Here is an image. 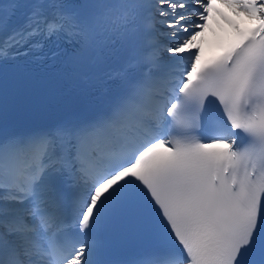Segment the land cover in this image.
Instances as JSON below:
<instances>
[{"label":"snow or ice","instance_id":"snow-or-ice-1","mask_svg":"<svg viewBox=\"0 0 264 264\" xmlns=\"http://www.w3.org/2000/svg\"><path fill=\"white\" fill-rule=\"evenodd\" d=\"M224 2L258 27L204 66L212 0L0 3V264H264V0ZM45 60L26 94L96 106L18 128L7 71ZM106 232L142 243L108 258Z\"/></svg>","mask_w":264,"mask_h":264},{"label":"bare ground","instance_id":"bare-ground-1","mask_svg":"<svg viewBox=\"0 0 264 264\" xmlns=\"http://www.w3.org/2000/svg\"><path fill=\"white\" fill-rule=\"evenodd\" d=\"M224 1V0H223ZM241 12V15L243 16V17H246V18H250L246 13H244L243 11H240ZM205 31H207V28L205 27ZM206 34V33H205ZM205 34H203V35H205ZM203 39L201 38L198 42H200V41H202Z\"/></svg>","mask_w":264,"mask_h":264}]
</instances>
